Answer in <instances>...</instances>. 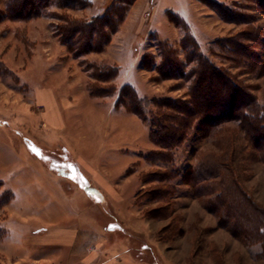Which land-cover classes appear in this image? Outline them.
Segmentation results:
<instances>
[{"label": "rangeland", "instance_id": "obj_1", "mask_svg": "<svg viewBox=\"0 0 264 264\" xmlns=\"http://www.w3.org/2000/svg\"><path fill=\"white\" fill-rule=\"evenodd\" d=\"M111 1L89 0L82 9L53 5V12L89 19ZM219 1L264 27V10L253 1ZM5 4L0 0V8ZM169 10L187 21L203 54L229 65L218 55V40L246 27L223 20L201 0H136L107 49L85 61L55 35L56 16L0 23V60L11 72L0 77V264H264L261 247L220 227L189 185L177 182L168 208L143 199L159 184L146 178L159 168L146 158L156 148L150 123L117 106L114 92L89 93L84 66L97 62L120 67L117 88L129 83L142 97H187L185 80H158L156 71L141 67L146 52L159 60V41L182 50L183 32ZM232 71L264 102V76ZM46 88L54 91L62 118L40 101ZM211 149V140L194 137L174 164L162 166L183 170L200 150ZM242 172L243 185L264 206V163L250 160ZM165 211L166 218L158 217Z\"/></svg>", "mask_w": 264, "mask_h": 264}, {"label": "trees", "instance_id": "obj_2", "mask_svg": "<svg viewBox=\"0 0 264 264\" xmlns=\"http://www.w3.org/2000/svg\"><path fill=\"white\" fill-rule=\"evenodd\" d=\"M135 1L113 0L102 14L88 19L68 13L58 15L53 12V5L82 9L89 6V0H6L5 7L0 8V23L56 16L59 23L54 25L55 35L81 60L107 49ZM201 1L223 20L246 27L218 40L221 50L218 55L229 65H219L203 54L187 21L169 10L170 21L183 32L182 50L166 40L159 41V60L154 53L146 52L141 67L156 71L158 80H185L189 84L187 97H142L129 83L117 88L114 80L120 67L97 62L84 66L92 79L88 90L91 96L99 97L116 93L117 106L125 107L150 123L149 136L156 148L151 149L146 158L159 168L146 178L159 184L145 193L143 199L147 196L166 203L168 208L178 192L177 182L181 181L189 185L192 195L217 217L220 227L247 246L259 245L258 257L264 259V206L242 183L245 173L242 170L250 160L264 163V102H260L252 88L232 71L235 67L257 77L264 76V55L260 48L264 45V27L255 25L251 14L224 2ZM251 1L264 10V0ZM9 73L10 69L0 60V77ZM198 136L211 140L215 150H200L196 162L183 170L163 168V164H174L178 150ZM168 215L165 211L158 217ZM3 233L0 227V240Z\"/></svg>", "mask_w": 264, "mask_h": 264}, {"label": "crops", "instance_id": "obj_3", "mask_svg": "<svg viewBox=\"0 0 264 264\" xmlns=\"http://www.w3.org/2000/svg\"><path fill=\"white\" fill-rule=\"evenodd\" d=\"M39 92H40V95L42 96L40 98V101L47 103L49 111L52 110L53 113L55 114L56 118H58V117L62 118L60 110H59V104H58V101L56 100V96L54 94V91L52 89L46 88V89H41ZM59 113H60V115H59ZM81 158L84 159L83 157H81ZM12 203H13V201L10 204L11 207H13ZM8 207H10V206H8ZM51 237H49V239Z\"/></svg>", "mask_w": 264, "mask_h": 264}, {"label": "bare ground", "instance_id": "obj_4", "mask_svg": "<svg viewBox=\"0 0 264 264\" xmlns=\"http://www.w3.org/2000/svg\"><path fill=\"white\" fill-rule=\"evenodd\" d=\"M50 120H52V118H50ZM56 232V231H55ZM68 233H70V232H68ZM61 236V235H60ZM64 237V236H63ZM47 240V239H46ZM64 241V240H63ZM67 241H68V239H67ZM69 242V241H68Z\"/></svg>", "mask_w": 264, "mask_h": 264}]
</instances>
